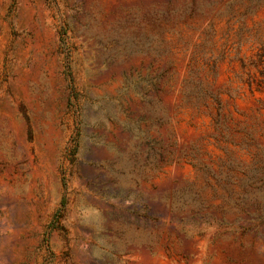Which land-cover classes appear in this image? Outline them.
Returning <instances> with one entry per match:
<instances>
[{
    "label": "rangeland",
    "instance_id": "obj_1",
    "mask_svg": "<svg viewBox=\"0 0 264 264\" xmlns=\"http://www.w3.org/2000/svg\"><path fill=\"white\" fill-rule=\"evenodd\" d=\"M0 264H264V0H0Z\"/></svg>",
    "mask_w": 264,
    "mask_h": 264
}]
</instances>
